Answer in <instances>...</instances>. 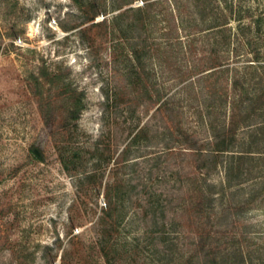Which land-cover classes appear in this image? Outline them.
Wrapping results in <instances>:
<instances>
[{"label": "rangeland", "instance_id": "1", "mask_svg": "<svg viewBox=\"0 0 264 264\" xmlns=\"http://www.w3.org/2000/svg\"><path fill=\"white\" fill-rule=\"evenodd\" d=\"M151 1L0 0V264H107L98 224L108 193L120 201L113 211L121 218L111 240L114 264H212L202 253L189 261L196 226L182 208L195 197L204 170L196 169L198 157L182 135L211 139L201 119L210 104L207 80L197 74L211 61L230 68L220 75L223 85L234 67L252 64L253 49L264 66V21L260 32L252 25V46L237 56L209 45L228 35L208 29L212 17L221 23L230 16L226 0H215L205 19L187 0L183 21L170 2L145 11L142 20L126 14ZM227 1L264 19V0ZM237 26L232 18L226 29L233 34ZM48 102L50 126L42 113ZM211 117L226 120L229 106L214 108ZM36 143L42 160L31 153ZM224 174L220 165L208 182L220 188ZM259 186L251 180L238 196ZM172 217L180 225L166 227L173 240L166 250L161 222ZM235 219L226 213L214 227L228 236L222 252L237 253L220 264H264V193L238 226ZM243 233L260 239L230 241Z\"/></svg>", "mask_w": 264, "mask_h": 264}, {"label": "trees", "instance_id": "2", "mask_svg": "<svg viewBox=\"0 0 264 264\" xmlns=\"http://www.w3.org/2000/svg\"><path fill=\"white\" fill-rule=\"evenodd\" d=\"M183 1L185 0H155L146 3L145 7L142 8H130L129 11H126V14L132 11L137 15V19L142 20V15L145 11L149 12L150 8L157 4L170 2L171 4H175L176 11L183 21V8L186 7ZM187 1H194V5L190 4L205 19L206 15H209V13L206 14V10H213L212 5L215 0ZM128 3H131V1H127L124 4ZM225 6L230 16L224 17V22L221 23L218 22V17H212L208 21L210 24L208 29H213L212 31L217 29L219 30L218 33H228V35L226 34L224 39L221 40L214 39L213 43L209 42V45L211 46L212 44L213 47L214 45L219 46L221 44L222 48L226 46L229 51L233 50L238 56L241 53V49L245 50L248 46H252V42L249 39L247 40L248 35L253 33L252 25L255 24L256 30L260 32L264 19L261 17L255 19L251 9L242 10L240 8L236 11L234 2L226 0ZM126 14L120 15V17H124ZM232 18L238 22V26L233 34L231 28L226 29L231 23ZM246 18H252L254 21L244 23ZM94 20L95 16L90 18V21ZM251 52L254 53L252 64L243 68L234 67V71H231L233 73L230 76L228 75L225 80L226 86L223 85L221 81L222 76L220 75L223 71L229 72L230 68L225 66L219 58L211 61L206 68L197 73H205L202 79L204 81L205 79L207 80L205 81L207 84L205 99L210 104L206 106L208 117L204 114L201 119L203 124L205 123L208 127L211 139L201 143L194 134L183 132L182 135L183 144L187 146V149L191 153L198 157L199 164H197L196 169L199 172L204 170L202 182L194 189L195 197L191 198V201H188L187 205L185 203V207L182 208L184 213L190 212L194 217V226H196L194 229L196 238L194 239L195 247L193 253L190 254V262L200 256L201 253L204 260L212 264H220V259L228 260L231 254H237L230 251L222 252V244L229 241L228 236L225 231H223L225 235H222V231L215 230L214 227L220 223L222 215L226 213L235 215L236 219L233 224L234 226H238L240 223L237 222V219L247 212L252 205L257 203L260 195L264 193V66L260 64V52L257 49H253ZM41 75L44 77L48 76L46 70H42ZM37 88L39 94H42L40 92V83ZM42 100L44 99L42 98ZM161 100L163 98L159 97L156 103L159 104ZM163 103L168 105V101L166 100ZM228 106L229 117L226 120L218 121L211 117L214 108H227ZM157 110L163 112L164 106L160 104ZM52 112V105L49 102L42 103L43 120L46 126H50L52 122ZM71 114L75 120H78L81 115V109L75 108L71 111ZM246 130L245 136H241V132ZM31 153L37 160H42L44 150L36 143L31 147ZM220 165H223L225 174L223 183L219 188L214 183L208 182V176L217 170ZM251 180L259 182L260 186L258 190H253L248 197H239V193L244 191L245 185ZM192 191L193 188L188 189L189 193ZM216 194H219V196L216 197ZM171 201L172 199L169 202ZM217 202L221 206L220 209L216 208ZM119 203V199L108 193L107 206L103 211L104 216L98 224L101 238V253L107 264H114V261H116L110 254L114 247L117 246L111 243V240L114 238V234L118 229L117 227L121 222V218H119L120 214H113V211L117 210ZM148 204H150L149 201ZM153 207L150 204L149 208L151 210ZM153 216L155 227H158L159 218L157 217V211H155ZM161 217L163 220L167 218L165 211H163ZM161 223L163 228L160 230L162 234L159 239H161L160 242L164 245V248L168 250L173 247L171 242L173 240L170 237L171 235H165L167 234L166 227L173 229L180 224L177 222L176 217H172L169 223ZM251 239L258 240L260 238L247 237V234L243 233L239 237L232 235L230 241L234 243L237 240L250 241Z\"/></svg>", "mask_w": 264, "mask_h": 264}, {"label": "water", "instance_id": "3", "mask_svg": "<svg viewBox=\"0 0 264 264\" xmlns=\"http://www.w3.org/2000/svg\"><path fill=\"white\" fill-rule=\"evenodd\" d=\"M37 153H39V152L37 151Z\"/></svg>", "mask_w": 264, "mask_h": 264}]
</instances>
